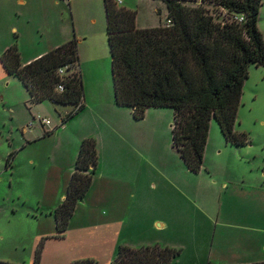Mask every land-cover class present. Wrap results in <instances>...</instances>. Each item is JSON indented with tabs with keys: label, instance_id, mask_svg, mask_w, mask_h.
<instances>
[{
	"label": "rangeland",
	"instance_id": "obj_1",
	"mask_svg": "<svg viewBox=\"0 0 264 264\" xmlns=\"http://www.w3.org/2000/svg\"><path fill=\"white\" fill-rule=\"evenodd\" d=\"M26 1L17 17L12 15L14 0H0V48L9 42L29 56L75 37L85 109L63 130L60 119L70 107L50 102L30 105L17 79L9 84L0 75V264H33L37 250L39 264L83 260L110 264L118 249L115 240L134 249H173L178 255L171 264H228L253 248H262L256 250L255 259L261 262L264 66H249L241 92L234 131L246 135V144L225 143L211 120L202 167L192 173L171 144V109H148L141 121H135L130 109L115 104L103 0ZM121 3L116 6L136 12V27L164 25L166 9L160 0ZM185 4L204 6L213 16L223 15L206 0ZM11 26L18 29L20 39L9 32ZM257 27L264 41V0ZM75 70L72 67L68 73ZM37 116L50 122L44 129L50 134L44 136ZM32 117L33 128L24 132ZM72 127H81L95 140L98 161L89 196L76 206L71 224L105 218L123 223L119 237L112 240L101 233L86 237L71 231L57 237L53 210L66 188L57 175L70 148ZM10 154L11 167H6ZM91 196L95 203L87 204ZM156 218L166 220L161 231L152 224ZM246 239L252 241L250 245Z\"/></svg>",
	"mask_w": 264,
	"mask_h": 264
},
{
	"label": "trees",
	"instance_id": "obj_2",
	"mask_svg": "<svg viewBox=\"0 0 264 264\" xmlns=\"http://www.w3.org/2000/svg\"><path fill=\"white\" fill-rule=\"evenodd\" d=\"M160 1L171 25L138 28L135 11L103 0L114 102L130 109L134 120L143 119L148 109H171L172 147L186 168L197 173L211 120L225 143L242 147L247 142L246 135L235 132L234 126L248 68L264 66V41L257 27L261 0H206L222 11L221 17L220 13L213 16L204 6L185 4L192 0ZM0 63L7 76L23 85L30 105L48 101L71 108L60 125L84 108L75 37L25 65L12 44L0 55ZM72 67L76 70L68 73ZM59 69H65V75H59ZM11 160L10 154L6 167ZM97 161L95 140L83 138L65 197L53 210L58 238L88 192ZM177 255L168 247L119 246L110 264H171ZM39 258L37 250L33 264H39ZM72 264L92 263L83 260ZM251 264H264V259Z\"/></svg>",
	"mask_w": 264,
	"mask_h": 264
},
{
	"label": "crops",
	"instance_id": "obj_3",
	"mask_svg": "<svg viewBox=\"0 0 264 264\" xmlns=\"http://www.w3.org/2000/svg\"><path fill=\"white\" fill-rule=\"evenodd\" d=\"M12 5L14 7H16V9H17V10L16 9L12 10L13 11L12 15L18 17V16H20V13L22 12L21 11L22 7H25L27 5V1L26 0H14ZM14 11H15V13H14ZM158 25H159V23L157 25L152 26V27H155V26H158ZM9 32L13 33V35H15L17 37V39H20V34L18 32V29L15 26H11L10 29H9ZM60 43L59 44H54V46H51V48L50 49L48 48V49L49 50L54 49V48H56V47H58L59 45L62 44V43L61 44ZM10 45L11 44L9 42H6L3 46H1L0 55ZM49 50H47L45 52H39V50H35L33 52L34 54H30L29 56H26L24 54L23 50L22 51L20 50V53H19L20 63L22 65H25V64L31 62L32 60L37 59L39 56L43 55L44 53L48 52ZM0 75L4 76V77L6 76L8 78L7 79L8 83L10 84L11 79L13 77L7 76V74L5 73V71L3 70L2 66H1V63H0ZM22 87H23V85H22ZM23 89L25 90L24 87H23ZM25 92H26V90H25ZM26 94H27V92H26ZM27 97H28V94H27ZM25 102L29 103V97H28V101H25ZM45 102H48V101H45ZM3 103L5 104L4 107H6L9 110L12 109V105L9 102H3ZM40 104H36V105H33V106H39ZM60 108H64L65 109L66 107H60ZM64 109H62V110H64ZM84 109H85V103H84V108L79 113H77L75 116H73L71 119H73L77 115H80V113H82L84 111ZM27 110H29V109L27 108ZM68 111H69V109L64 110V112H65L64 114H66ZM71 119H69L67 122H69ZM33 120H34V117H32V120L25 127L26 129L24 128V132H28L30 130V128L31 129L33 128L32 125H30L33 122ZM141 120H135V121H141ZM37 122H38L40 128L43 131H44L45 128L50 126V122H49L48 126L42 125L40 123V121H37ZM65 124L60 125V127L63 128V130H66V127H64ZM86 137H87V134L84 132V129H82L81 127H72V132L68 133V142H69L70 148L68 150H66L64 155H63V163H62V165H60V168H59V171H58V175H57V181L63 183V187L64 188L65 187L67 188V184L69 182L70 175L73 172L74 163H75L77 151H78V148H79V144H80L81 140L83 138H86ZM71 168H72V171H71ZM92 184H93V182L91 183V186H90L88 192L85 194L84 198L81 200L82 203H83V201H84V203H86L85 197L89 196L88 193H89V191H90V189L92 187ZM66 188H65V190H63L64 192H62L61 195L59 196L58 201H61V200L64 199ZM55 198H56V195H55ZM91 200H94V201L91 202ZM89 203H95V199H94L93 196L89 197V199L87 201V204H89ZM73 217H74V214L72 215V217H71V219H70V221L68 223L67 230L65 231V234H67V233H69L71 231V232H76L78 234H82V235H84L86 237H89L91 234L93 235V234L101 233V234H103L105 236V238L112 240L114 237H116V235H118V237H119L118 233H120L122 231V229H123V223H119L116 220H107L106 218L101 220L98 223H94L93 221H89V222H85L84 224H71V222L73 220ZM154 223H156V227H157V229L159 231H161L162 229H164L167 226L166 220H164L162 218H160V219L156 218V220L153 221L152 224H154ZM246 240H248V242H249L248 244L250 245L252 241H250V239H246ZM115 243H116L117 247L124 246V244L118 243L116 240H115ZM256 250L257 251H261L262 248H257V249L253 248L252 251L245 253L241 257H239V256L238 257H234L231 261H229L228 264H251V263H255V262L259 261V260H255V259H257L256 258V252H257ZM32 263H33V258H32Z\"/></svg>",
	"mask_w": 264,
	"mask_h": 264
},
{
	"label": "built area",
	"instance_id": "obj_4",
	"mask_svg": "<svg viewBox=\"0 0 264 264\" xmlns=\"http://www.w3.org/2000/svg\"><path fill=\"white\" fill-rule=\"evenodd\" d=\"M114 2H115V4H117V5H118V4H121V0H114ZM238 20L241 21L242 18L239 17ZM169 25H171V20L165 18V20H164V26H169ZM58 74L61 75V76H62V75H65V69H59V70H58ZM57 90H58V91H62V87H61V86H58V87H57ZM37 120L40 121V123H41L42 125H45V126H48V125H49V121H48L47 119H40V118H37Z\"/></svg>",
	"mask_w": 264,
	"mask_h": 264
}]
</instances>
